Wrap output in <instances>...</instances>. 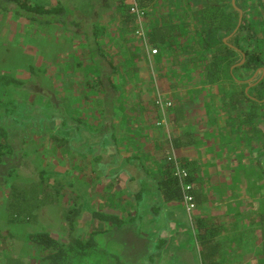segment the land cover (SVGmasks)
Returning <instances> with one entry per match:
<instances>
[{
	"label": "crops",
	"instance_id": "obj_1",
	"mask_svg": "<svg viewBox=\"0 0 264 264\" xmlns=\"http://www.w3.org/2000/svg\"><path fill=\"white\" fill-rule=\"evenodd\" d=\"M121 1H40L44 5L62 4L68 11L63 23L48 26L57 33L53 34L56 38L52 36L51 39L56 41L57 47L61 43V34L57 30L60 26L74 28L68 31L79 37L85 35V23L92 24L87 26L89 40L83 47H78L74 40L69 49L64 47V43L63 48L60 44L55 58L51 56L54 52L42 51L44 61L58 62L62 60L59 59L62 54L75 57L76 69L68 70L66 65V69L63 67V72L60 70L55 76L58 80L56 92L60 125L62 118L68 116L66 110L69 109H73L69 113L78 125L84 122L89 126L88 120L97 125L95 123L106 120L105 128L104 124L96 128H99L102 139L108 138L112 147L109 152H104L95 172L111 169L112 172H106L108 176L102 185L107 188L111 184L108 188L114 195L117 189L124 190L119 199L135 201L146 188L149 201L144 205L154 207V215L165 221L160 226L158 237L166 244L171 242L167 247H160L155 254L165 253V260L173 259L176 264L183 256L175 255L176 252L169 249L179 242L181 253L183 250L188 253L184 254L188 258L181 261L183 264H202L194 233L196 221L201 219L219 228L215 240L219 243L220 264H233L237 262V254L250 252L249 243L257 244L254 243L257 241V229L264 230V212L260 217L256 216L258 205L264 204V180H259L262 192L251 183L257 182L256 168L264 178V120L262 123L255 119L242 120L240 109L234 112L233 106V110L228 112L224 108L225 94L241 89L236 84L235 87L227 85L221 77L210 82L207 68L204 71L201 68L189 70L183 65L176 68V62L181 60V55L176 60L180 51L176 45L180 42L183 50L189 40L186 0H143L146 33L152 28L163 27L170 34L163 45L153 43L159 49L152 56L153 62L142 52L134 37L133 15L129 14L130 20L122 16ZM127 1L124 0L125 3ZM200 7H197V14ZM78 54L87 55V64L80 65ZM209 57H199L197 61H202L204 66L208 64ZM78 67L82 69L78 71ZM157 93L171 101L167 109L168 120H160L161 124H157L159 111L154 103ZM75 124L72 126L76 127ZM72 126H62V136L68 135ZM81 135L85 139L88 137L86 146L89 147L101 141V138L99 142L89 139L84 132ZM261 146L262 156L259 153ZM107 152L111 157L107 158ZM102 154L95 152L94 160ZM168 157L174 158L188 171L195 200L193 214L187 213L181 199H165L160 191L158 182L164 165L171 161ZM131 181L134 186L129 187ZM156 204L161 207L159 211L155 209ZM262 207L264 209V205ZM177 213L179 216L182 214L179 218L184 217L183 220L177 219ZM186 215L193 226L194 247L188 236L186 238L180 231V223L185 224ZM244 242L248 244L247 249L242 247ZM253 252L260 250L255 248ZM225 254L228 256L222 260L221 256Z\"/></svg>",
	"mask_w": 264,
	"mask_h": 264
},
{
	"label": "rangeland",
	"instance_id": "obj_2",
	"mask_svg": "<svg viewBox=\"0 0 264 264\" xmlns=\"http://www.w3.org/2000/svg\"><path fill=\"white\" fill-rule=\"evenodd\" d=\"M34 1L40 2L42 0ZM186 1L188 14L186 23L189 28L187 37L189 40L187 41V48H184L185 51L187 49V52L183 51L184 49L182 50L183 45L180 42L176 45L178 50L180 48L176 60L181 55V60L176 62V68L183 65L182 67L189 70L201 68L200 70L204 71L207 66H202V61H197V59L214 55L217 46L221 41L224 42L223 38L229 36L227 34L228 30L210 28L198 17L197 7L201 6L204 0ZM229 1L219 0L220 3H228ZM234 3L242 10V16L245 12L247 19H251L250 23L257 31L255 37H258L264 43V0H235ZM228 11L231 12L233 19L237 21V11L231 7L228 8ZM142 20L145 24V31H147L146 13ZM89 25L92 24L85 23V35L79 37L68 31V29L75 30L74 28L68 27L66 29L58 26L57 30L61 34L59 40L61 47L64 43V47L69 49L72 46V40L78 47H83L86 40H89V27H87ZM53 34H57L54 32V28L41 25L36 21L31 22L25 15L15 9L13 3H7L6 7L5 4L0 2V74H10L22 81V85L19 87L0 85V101L4 102L3 105L0 104V126L2 131L7 134V139L12 146V152L4 157V162L0 165V264L43 263L36 246L26 238L31 231L46 230L61 240H68L76 236L85 237L92 230L107 227V230L94 234L97 245L86 257L88 262L92 264H174L173 259L171 261L165 260V253L160 254L158 252L155 254L156 250L163 246L167 247L171 242L166 244L158 237L160 226L165 221L154 215L156 213L153 210L154 207L150 208L144 205L149 201L146 188L142 189L137 200L131 201L127 198L124 201L119 199V194L124 190L117 189L118 192L114 195V193H111L110 188L107 189L102 185L106 182L108 176L106 172H112L111 169L95 172L96 166L100 165L104 157V152L112 147L108 138L102 139L99 128H96L100 124H104V127H102L105 128L107 126L106 120L104 123H100L101 121L95 123L97 125H94L91 120H88L90 122L89 126H86L84 122L78 125L75 124V120L69 113V110L73 112V109L66 110V115L68 114L70 117L62 118L61 125L67 127V125L72 126L75 124L76 127H70L68 135L62 136V126L59 122L61 120L60 113L57 108L59 100L56 92L58 80L55 76L60 70L63 72V67L66 69V65L68 70H71L72 67L76 69V64L73 61L75 57L69 54L68 56L66 54L60 55L59 59L62 60H58V62L43 60L42 51L44 53L54 52L51 56L55 58L56 50L60 47V44L57 47L55 40H51L53 37L56 38ZM239 34L240 36H247L249 31L242 29ZM134 37L140 44L142 52L152 60V56L156 53L153 55L148 54L143 48L141 39L136 37L135 33ZM65 38L71 41H67ZM226 40L228 41V38ZM76 45L75 49H77ZM156 49L158 53L159 49L157 47ZM228 56L234 62L239 58V55L235 52H229ZM76 57L81 66L87 64L86 54H78ZM150 65H153L151 61ZM81 69V67H78V71ZM234 73L236 74V71ZM225 83L232 85L233 83L236 84V81L231 76L228 80L225 79ZM236 86L238 85L236 84ZM242 87L240 86V88ZM257 107H260L257 109L258 114L264 115V103H260ZM157 110L159 111L158 121L168 120L167 109L160 110L157 108ZM103 117L102 120H104ZM258 119L260 123L263 122L260 117ZM48 124L55 130L49 129ZM53 131L59 132V140L54 141L51 138L50 133ZM81 132L87 133L89 139H96L99 142L101 138V141L96 144L97 146L95 144L90 147L86 146L88 137L85 139ZM81 136L83 141L80 140ZM57 145L61 147H57ZM95 152L100 154L103 152V154L94 160ZM106 156L107 158L111 157L110 154ZM240 169L243 170L242 167ZM255 172L257 182L251 181V183L255 184L256 190L259 189L262 192V188L259 187L261 183L259 180H264L263 175L260 174L258 168L255 169ZM40 178H43L50 188H47L48 196L45 197L39 194L42 189H34L37 192V197L33 198V203L35 202L38 206L36 207L38 209L35 210L36 215L28 221H24L22 213L19 212L18 215L22 222H10L8 219L12 210L15 209V202L14 199L10 201L12 196L9 197L10 193L7 194L9 185L11 183L19 185L34 183L38 182ZM112 182L114 183V180ZM142 185L144 186L143 183ZM128 186H134L133 181L129 182ZM32 190L33 188L29 189V191ZM70 193L76 194L81 199L78 201L81 213L71 223L64 218V211L69 205L66 199L71 196ZM51 198H53V201H51ZM39 202L41 203L39 204ZM70 203L72 204L71 201ZM263 205H258L256 209L257 217L263 214ZM159 208L161 207L156 204L155 209L159 211ZM95 210L117 214L123 219V223L109 226L108 222L93 215ZM181 216L177 213L178 220H183L184 217L179 218ZM185 221V224L180 223V231L186 238L188 236V240L194 247L193 226L190 224L188 215H186ZM249 230L252 235V227ZM260 232H263V236H260ZM256 233L257 241L254 243L257 244L253 246L252 243H249L248 248V244L244 242L242 247L250 249V252L237 254V260H235L237 262L233 264L264 262V252H262L264 249V230L257 229ZM180 247V243L176 242L175 246L173 245L169 249L175 251V255L183 256L178 259L179 261L176 264H183L181 261L188 258L184 255L188 253L184 250L181 253ZM255 248L256 251L258 249L260 252L254 254ZM226 256L228 255H222L221 259L223 260ZM248 258H250V263L247 262ZM223 264L230 263L225 262Z\"/></svg>",
	"mask_w": 264,
	"mask_h": 264
},
{
	"label": "trees",
	"instance_id": "obj_3",
	"mask_svg": "<svg viewBox=\"0 0 264 264\" xmlns=\"http://www.w3.org/2000/svg\"><path fill=\"white\" fill-rule=\"evenodd\" d=\"M0 2L1 4H5L6 7L7 3H13L15 9L25 15L27 19L31 20V22L36 21L37 23L45 26L54 25L55 23H63V17L68 12L66 7L59 3H55L54 5H44L34 0H0ZM142 3L145 5V2H143V0ZM230 7L232 8L231 4L227 2L220 3L219 0H204L201 4L198 17L203 22H205L208 27H213L215 30L225 29V31L228 30L227 33H229L232 31L236 22V20L233 19L231 12L228 11V8ZM119 8L122 11V16L124 15L123 17L125 19L130 20L128 3H125L124 0H122L119 4ZM250 20L251 19H247L246 13L243 12L242 22L240 26L238 27L237 31L230 37V41H241V44L238 45V47L245 54L244 62L236 67L234 66L231 69L232 73L242 68L252 70L255 67L261 65L264 67V43L263 41H260L258 37H255L257 31L256 29H254L255 27L253 26V24L250 23ZM242 29L249 31V35L240 36L239 33ZM169 35L163 27L152 28L150 29V31L148 30L147 34L150 44L159 42L162 45L166 41V38L169 37ZM228 51L234 52V50L230 48L228 43L221 41L219 46H217V48L215 49L213 53L214 55H210L208 65H206L209 75L208 80H210V82L217 81V78L219 77H221V80L223 81L225 79L228 80V78L231 77L229 67L234 63V60L229 58ZM0 85H13L19 87L22 85V81L18 80L13 75L2 73L0 74ZM234 85L235 84L233 83L232 86L235 87ZM254 88L255 87H251L246 92L242 88L227 92L225 94L226 100H223L224 108L228 112L233 110V106L235 107L233 110L234 112L235 110L237 111L238 109H240L242 120H254V118L257 117H264L263 114H258L257 112V109L260 108L257 106H259L260 103L264 102L258 101L248 96V94H252ZM263 94L264 81L262 82L261 87L257 88L255 97L259 99ZM1 103L2 102L0 101V104ZM48 127L51 130L54 129L49 124ZM57 133L55 131L50 133V136L54 141L60 139ZM57 147L61 146L57 145ZM11 152L12 146L7 139V134L5 133V131H2L0 126V165L4 162V157L9 155ZM161 175L162 176L158 182V185L163 197L165 199L174 198L182 200L181 183L179 178L173 172L171 161H167V163L164 165V170ZM184 181L187 183H191L189 174L184 179ZM110 186L111 184L107 186V189ZM31 188H33V190L29 191V189ZM47 188L50 187L43 178H40L38 182H31L25 185L11 183L9 185L7 194L10 193L9 197L12 196L10 201L14 199L13 201L15 202V209L10 213L8 220L10 222H22V220H20V216L18 215L19 212L22 213L24 221H28L34 215H36L35 210L38 209H36V207L38 206H36L37 204H35V202L33 203V198L37 197L36 190L42 189V192H39V194H41L42 197H45L48 196ZM188 193L192 195L194 200V193L192 188L188 191ZM67 198L68 199L66 200H68L69 205H67L64 211V218L66 219V221L71 223L76 218V216L81 213V208L78 205V201H80L81 199L76 194H71V196H68ZM42 200L45 202L44 198H42ZM51 201H53V198H51ZM70 201L72 202V204L70 203ZM40 203L41 202H39V204ZM93 215L101 220H105L106 222H108L109 226L121 225L123 223V219L117 214L95 210L93 212ZM197 220L198 221H196L197 228L195 231V239L199 246V254L202 259V264H220V261L218 259V257L220 256L219 243L215 240L219 228L213 224H207L201 219ZM107 228L92 230L85 237L76 236L68 240H61L46 230L31 231L27 234L26 238L32 244H34L37 250L40 252L41 260L43 262L42 264H92L86 260V257L97 245L94 234L100 231H105L107 230ZM255 264H264V262H257Z\"/></svg>",
	"mask_w": 264,
	"mask_h": 264
},
{
	"label": "built area",
	"instance_id": "obj_4",
	"mask_svg": "<svg viewBox=\"0 0 264 264\" xmlns=\"http://www.w3.org/2000/svg\"><path fill=\"white\" fill-rule=\"evenodd\" d=\"M128 10L129 13L134 17L133 19L135 21V36L141 39L144 50H146L148 54L152 55L157 53L156 47L149 43L147 33L145 31V24L142 20L145 15V8L142 5V0H128ZM154 103L156 107L160 110L168 109V107L171 106V101L169 99L164 98L160 93L156 94L154 98ZM161 123L162 122L160 120L157 122V124ZM168 160L172 161L174 174L180 180L182 190V201L184 203L185 210L187 211V213L191 214L192 210L195 208V203L192 195L188 193V191L191 190L192 185L191 183H187L184 181V179L188 176V171L186 168L180 165V163L174 158L168 157Z\"/></svg>",
	"mask_w": 264,
	"mask_h": 264
},
{
	"label": "flooded vegetation",
	"instance_id": "obj_5",
	"mask_svg": "<svg viewBox=\"0 0 264 264\" xmlns=\"http://www.w3.org/2000/svg\"><path fill=\"white\" fill-rule=\"evenodd\" d=\"M228 3L232 4L231 3V0ZM234 5H235V3H234ZM231 6H232V9L233 10H236L237 11L238 16H239V11L237 10L238 7L236 5L235 6L231 5ZM241 14H242V10H241ZM238 16H237V21H238ZM237 21L235 23V26L237 24ZM241 22H242V15H241V20H240V23H239L238 27L240 26ZM235 26L233 27V29H232L231 32L227 33V34H229V36L226 37V38H228V41L226 40V38H223V40H224L225 43H228L229 44L230 48H232V50H234L235 53H237L239 55L238 60L233 63L234 66L236 67V66H238V65H240V64H242L244 62V60H245V54L238 47V45L241 44V41H239V40H236V41L234 40L232 42L229 41V40H231L230 39L231 35L233 33H235L236 30L238 29V27H237L236 30L233 32ZM229 52L230 51H228V53ZM234 52H232V53H234ZM242 58H243V61L241 63H238V62L241 61ZM229 70H230L229 71L230 72V75L235 79L236 84H238L239 87L240 86H243L242 89H244V91L246 90V88H248L247 89V91H248L251 87H255L254 90L252 91V94L251 95L248 94L249 97H252V98H254V99L258 100V101H264V94L259 99H257L255 97L257 88H260L262 82L264 81V67L262 65L261 66H258V67H255L252 70H247V69H243V68L242 69H238V70H236V74L235 73L232 74V72H231L232 70L231 69H229ZM258 118L259 117L254 118V119L255 120H259ZM260 120H264V117H262V118L260 117ZM262 148L263 147L261 146V148L259 149V153H260L261 156H262V152L261 151H263V149H264V148L263 149Z\"/></svg>",
	"mask_w": 264,
	"mask_h": 264
},
{
	"label": "water",
	"instance_id": "obj_6",
	"mask_svg": "<svg viewBox=\"0 0 264 264\" xmlns=\"http://www.w3.org/2000/svg\"><path fill=\"white\" fill-rule=\"evenodd\" d=\"M231 3H232L233 6H235V5H234V0H231ZM237 10L239 11V16H238V21H237V24H236V26H235L233 32H234V31L236 30V28L238 27V25H239V23H240V20H241V15H242V14H241V10H240L239 8H237ZM242 61H243V58H242L241 61L238 62V63H241ZM233 66H234V64L231 65L230 69H232ZM247 89H248V88H246L245 91H247Z\"/></svg>",
	"mask_w": 264,
	"mask_h": 264
}]
</instances>
